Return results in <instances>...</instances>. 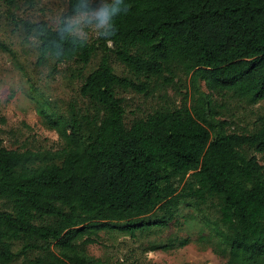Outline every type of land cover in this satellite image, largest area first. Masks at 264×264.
<instances>
[{"label": "trees", "instance_id": "obj_1", "mask_svg": "<svg viewBox=\"0 0 264 264\" xmlns=\"http://www.w3.org/2000/svg\"><path fill=\"white\" fill-rule=\"evenodd\" d=\"M77 3L67 0L56 27L21 20L38 39V63L75 64L88 106L83 113L70 106L66 117L41 110L62 140L53 151L0 141V264L18 253L25 254L21 264H106L87 252L99 232H148L168 224L180 201L200 207L211 199L219 218L208 240L218 239L224 264H264V164L257 157L264 114L250 129L230 131L213 99H264V0H125L111 35L96 42L58 31ZM0 48L7 50L1 41ZM98 50L97 66L85 75ZM112 58L129 75L117 74ZM177 74L195 87L190 105L158 107L126 124L117 89L148 94L152 80ZM177 179L184 180L180 190Z\"/></svg>", "mask_w": 264, "mask_h": 264}, {"label": "rangeland", "instance_id": "obj_2", "mask_svg": "<svg viewBox=\"0 0 264 264\" xmlns=\"http://www.w3.org/2000/svg\"><path fill=\"white\" fill-rule=\"evenodd\" d=\"M66 2L17 0L11 6L6 0H0V41L7 47V50L0 48V141L7 148L40 151L60 148L62 140L47 125L41 110L66 117L70 106L78 113L87 109V100L79 93L82 76L75 64L59 63L52 57L38 63V39L27 35L21 23V20H44L56 27L66 11ZM79 36L89 42H96L99 37L87 29ZM99 58L98 50L86 66L85 75L97 66ZM111 63L117 74L129 75L117 60L112 58ZM195 84L199 91L207 92L203 81ZM149 88L148 94L117 89V95L123 100L126 124L158 107H174L183 102L190 105L196 96L194 85L184 74H177L168 81L152 80ZM213 99L220 112L217 117L230 122V131H246L257 116L264 114V99L254 105L238 101L229 94H214ZM257 157L264 164V153H258ZM183 184L184 180H175L179 190ZM218 218L215 200H208L200 207L182 200L168 224L153 226L144 233L137 231L135 235L118 229L101 231L97 242L87 246V252L106 264H224L227 257L219 253L218 239L208 240ZM21 245L14 242L13 251L18 253ZM153 245L167 247L151 250ZM51 248L57 252L53 244ZM37 254V251H29L26 255ZM24 258L25 254L18 253L10 264H21Z\"/></svg>", "mask_w": 264, "mask_h": 264}, {"label": "clouds", "instance_id": "obj_3", "mask_svg": "<svg viewBox=\"0 0 264 264\" xmlns=\"http://www.w3.org/2000/svg\"><path fill=\"white\" fill-rule=\"evenodd\" d=\"M125 0H78L74 17H63L61 34L82 35L85 29L98 36L109 37L115 18L121 13Z\"/></svg>", "mask_w": 264, "mask_h": 264}]
</instances>
